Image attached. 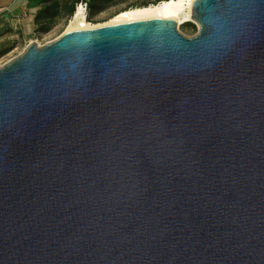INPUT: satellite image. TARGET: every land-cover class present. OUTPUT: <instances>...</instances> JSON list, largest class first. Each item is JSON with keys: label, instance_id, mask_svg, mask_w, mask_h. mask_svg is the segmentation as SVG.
<instances>
[{"label": "water", "instance_id": "obj_1", "mask_svg": "<svg viewBox=\"0 0 264 264\" xmlns=\"http://www.w3.org/2000/svg\"><path fill=\"white\" fill-rule=\"evenodd\" d=\"M191 18L0 67V264H264V0Z\"/></svg>", "mask_w": 264, "mask_h": 264}, {"label": "rangeland", "instance_id": "obj_2", "mask_svg": "<svg viewBox=\"0 0 264 264\" xmlns=\"http://www.w3.org/2000/svg\"><path fill=\"white\" fill-rule=\"evenodd\" d=\"M160 0H116L113 4L109 5L103 12L91 15L88 10L86 14L87 24L93 26H105L110 24L120 13L136 8H144L145 5H156ZM77 10V9H76ZM71 18H64L56 20L52 30L47 34H40L36 32L29 38H22L16 43L11 44L8 48L0 52V67L4 66L9 61L20 56L25 49L32 43H37L39 46H44L51 43L68 32L69 23ZM178 24V23H177ZM178 30L187 38H193L199 32V26L196 22L191 21L178 24Z\"/></svg>", "mask_w": 264, "mask_h": 264}, {"label": "bare ground", "instance_id": "obj_3", "mask_svg": "<svg viewBox=\"0 0 264 264\" xmlns=\"http://www.w3.org/2000/svg\"><path fill=\"white\" fill-rule=\"evenodd\" d=\"M195 0H167L157 5L124 11L107 25L125 24L144 20H172L180 26L192 21V6ZM105 25V26H107ZM101 26L87 24L85 13L78 7L69 23L68 32L87 30Z\"/></svg>", "mask_w": 264, "mask_h": 264}, {"label": "crops", "instance_id": "obj_4", "mask_svg": "<svg viewBox=\"0 0 264 264\" xmlns=\"http://www.w3.org/2000/svg\"><path fill=\"white\" fill-rule=\"evenodd\" d=\"M43 1L45 0H0V52L37 32L35 19L43 9ZM83 1L87 3L91 0Z\"/></svg>", "mask_w": 264, "mask_h": 264}, {"label": "trees", "instance_id": "obj_5", "mask_svg": "<svg viewBox=\"0 0 264 264\" xmlns=\"http://www.w3.org/2000/svg\"><path fill=\"white\" fill-rule=\"evenodd\" d=\"M116 0H91L87 2L88 10L91 15L103 12L109 5ZM167 1L160 0L159 3ZM83 0H45L42 2L43 9L37 14L35 22L38 26L37 32L40 34L49 33L55 21L58 18H71L74 16L76 9ZM158 3V4H159ZM157 5V4H156ZM149 7V5H145Z\"/></svg>", "mask_w": 264, "mask_h": 264}, {"label": "built area", "instance_id": "obj_6", "mask_svg": "<svg viewBox=\"0 0 264 264\" xmlns=\"http://www.w3.org/2000/svg\"><path fill=\"white\" fill-rule=\"evenodd\" d=\"M78 7H81L83 9V12L85 13V16H86V14L88 12V5H87V3L86 2H82V3H80L78 5ZM78 7H77V9H78Z\"/></svg>", "mask_w": 264, "mask_h": 264}]
</instances>
